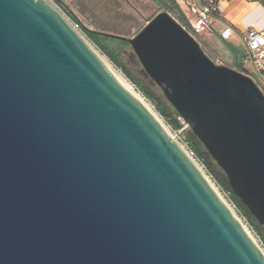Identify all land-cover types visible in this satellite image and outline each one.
<instances>
[{
    "label": "water",
    "instance_id": "1",
    "mask_svg": "<svg viewBox=\"0 0 264 264\" xmlns=\"http://www.w3.org/2000/svg\"><path fill=\"white\" fill-rule=\"evenodd\" d=\"M126 41L264 227V92L167 12ZM0 264H264L165 128L44 0H0Z\"/></svg>",
    "mask_w": 264,
    "mask_h": 264
},
{
    "label": "rangeland",
    "instance_id": "2",
    "mask_svg": "<svg viewBox=\"0 0 264 264\" xmlns=\"http://www.w3.org/2000/svg\"><path fill=\"white\" fill-rule=\"evenodd\" d=\"M53 1L55 8L64 16V18L68 20L69 23H72V21L77 23L80 26V34L95 48L99 54H101V56L105 57L107 61L126 78V80L161 120L170 136L176 142H179V144L183 145L181 142L182 140L187 143L183 133L179 134L173 131L168 124L169 121L165 120L160 114L158 106L164 108L169 113L173 112V108L165 97L162 88L158 86L146 73L130 45L128 44V46H124L113 39H101V43L107 52L115 59V61H113L111 57L107 54H103L97 48L84 31L86 29L99 35L107 32L110 35L105 36L112 38H114L113 35L132 38L137 35L148 23V21L158 13L150 11L149 7H141L139 0H120L119 3H115L117 0H100L99 4L95 0H72L68 4L71 10L70 12L64 10L57 0ZM92 1H94V3H92ZM206 49L207 50L204 49L205 53L216 64L224 65L222 64L223 62L219 61L211 53H209L210 50L208 48ZM240 52L243 53L244 51L241 50ZM115 62H118L124 70L128 72V74L136 81V85L134 81H131L127 77L124 70L116 65ZM253 80L256 82L254 78ZM256 83L258 85V82ZM141 86L150 93L152 98H148L142 94L140 91Z\"/></svg>",
    "mask_w": 264,
    "mask_h": 264
},
{
    "label": "crops",
    "instance_id": "3",
    "mask_svg": "<svg viewBox=\"0 0 264 264\" xmlns=\"http://www.w3.org/2000/svg\"><path fill=\"white\" fill-rule=\"evenodd\" d=\"M57 1L64 10L71 11L68 4L72 0ZM95 1L99 4L100 0ZM139 2L141 7H149L154 13L167 12L185 29L191 30L193 15L187 6L191 0H139ZM216 5L220 12L214 15L211 25L200 37L202 47L205 50L208 48L210 50L208 52L223 62L222 64L254 76V68L248 58L243 37L251 27L264 29V8L250 0L219 1ZM103 34L110 35L107 32ZM241 50L244 52L241 53Z\"/></svg>",
    "mask_w": 264,
    "mask_h": 264
},
{
    "label": "built area",
    "instance_id": "4",
    "mask_svg": "<svg viewBox=\"0 0 264 264\" xmlns=\"http://www.w3.org/2000/svg\"><path fill=\"white\" fill-rule=\"evenodd\" d=\"M44 1L54 6L53 0H44ZM219 1H228V0H191V2L187 4L188 10L193 15L191 19L192 28L191 30L188 29L187 30L200 43H201L200 37L206 32L208 27L211 25L212 18L216 13L220 12V8L216 5V3ZM250 1L256 2L261 7L264 8V0H250ZM70 24L77 32L81 31L80 26L77 23L72 21V23ZM243 39L247 48L248 58L251 61L255 72V75L252 76V78H254L256 82H258V86L264 92V29L258 30L254 27H251L245 33ZM179 121L184 125V129H185L187 126L181 117L179 118ZM183 130H181L178 133L182 134ZM181 142L183 143V145L179 144V142H177V144L184 150V152L192 162H194L201 170H204L202 172L203 173L205 172L204 175L205 174L207 175L205 176L208 179V181L214 186V188L217 190L223 202L227 205V207L231 210V212L235 215V217L240 221V223L243 225L247 233L251 236V238L259 248V250L264 255V243L262 239L260 238L258 233L254 230V228L249 224L246 218L241 216L239 210L237 209L236 204L233 202L231 198L230 192L223 190L219 185H217V183L212 178V176L207 174L204 165L202 164L201 161L198 160V158L196 157L194 152L190 149L188 144L184 142V140H182Z\"/></svg>",
    "mask_w": 264,
    "mask_h": 264
},
{
    "label": "trees",
    "instance_id": "5",
    "mask_svg": "<svg viewBox=\"0 0 264 264\" xmlns=\"http://www.w3.org/2000/svg\"><path fill=\"white\" fill-rule=\"evenodd\" d=\"M74 18V17H73ZM89 38L92 40V42L101 50L103 54H107L109 57L112 58V56L107 52L103 44L101 43V39H113L114 41L123 44L124 46H128V43L126 41L118 40L116 38L105 36L104 34H96L95 32H91L88 30H84ZM113 61H115L114 58H112ZM117 66L121 67V69L124 70V68L118 63L115 62ZM127 77L134 81L136 85V81L128 74L126 70H124ZM246 74V73H245ZM140 91L142 94L148 98H152L150 93L146 91L142 86L140 87ZM158 110L162 117L169 121L168 124L170 125L171 129L175 132H180L184 129V125L179 121L180 116L178 113L173 109L172 113L167 112L164 108L158 106ZM183 135L187 141L188 146L190 149L194 152L196 157L199 161L202 162V164L205 167V170L207 174L211 175L212 178L215 180L217 185H219L223 190L230 192L231 198L233 202L236 204L237 209L239 210V213L241 216L246 218V220L249 222V224L254 228V230L258 233L260 238L262 239L264 243V227L259 226V224L256 222V220L253 218L249 210L246 208V206L242 203V201L236 196V194L232 191L229 180L226 176V174L222 171V169L217 165V163L213 160L209 152L205 149L203 144L199 141V139L193 134L191 130H186L183 132Z\"/></svg>",
    "mask_w": 264,
    "mask_h": 264
},
{
    "label": "bare ground",
    "instance_id": "6",
    "mask_svg": "<svg viewBox=\"0 0 264 264\" xmlns=\"http://www.w3.org/2000/svg\"><path fill=\"white\" fill-rule=\"evenodd\" d=\"M50 6H52L55 10H57L53 5H51L50 3H48ZM58 11V10H57ZM59 12V11H58ZM60 13V12H59ZM61 14V13H60ZM62 15V14H61ZM63 16V15H62ZM64 18V16H63ZM68 22V20H67ZM69 23V22H68ZM70 24V23H69ZM80 34V32H78ZM80 36L83 38V40L85 42H87V44L92 48V50L95 52V54L100 58V60L105 64V66L108 68V70L111 72V74L114 76V78L119 82V84L126 89L131 95H133L141 104H143V106L158 120V122L163 126L161 120L157 117V115L153 112V110L149 107V105L144 101V99L136 92V90L131 86V84L126 80V78L120 73L118 72L108 61L105 57L101 56V54H99L95 48L80 34ZM165 128V126H163ZM165 130L167 131V129L165 128ZM167 133L169 134V132L167 131ZM170 135V134H169ZM172 138V137H171ZM173 139V138H172ZM173 141H175L173 139ZM176 142V141H175ZM177 143V142H176ZM179 146V145H178ZM180 147V146H179ZM181 148V147H180ZM182 149V148H181ZM183 150V149H182ZM184 152V150H183ZM194 163V162H193ZM195 164V163H194ZM196 165V164H195ZM197 166V165H196ZM197 168L199 169V167L197 166ZM199 171L203 174V176L205 177V179L208 181V179L206 178V176L204 175V173L201 171V169H199ZM209 182V181H208ZM210 183V182H209ZM211 184V183H210ZM212 188L215 190V192H217V190L214 188V186L211 184ZM218 194V192H217ZM219 195V194H218ZM221 198V197H220Z\"/></svg>",
    "mask_w": 264,
    "mask_h": 264
}]
</instances>
